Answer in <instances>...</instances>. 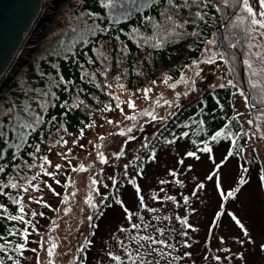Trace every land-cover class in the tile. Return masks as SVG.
<instances>
[{
  "label": "trees",
  "instance_id": "obj_1",
  "mask_svg": "<svg viewBox=\"0 0 264 264\" xmlns=\"http://www.w3.org/2000/svg\"><path fill=\"white\" fill-rule=\"evenodd\" d=\"M176 3H182V0H176ZM140 5L141 0H136L135 7L127 0H114L110 14L99 0H62L55 19L38 36L28 61L21 64L17 73L4 86L0 98V116L5 121L9 102L14 118L19 116L21 120H26L27 115L22 109L29 106L32 111L41 113L39 124L34 129L26 130L27 134L18 148L15 145L20 135L16 131L6 129L8 142L0 141V150L4 152L0 156V169H3L0 172V187L4 189V192H0V203L5 205V208L0 209V235L4 240L20 242L23 237L8 233L12 228L20 230L25 226L30 229L29 240L34 236L31 224L26 225L25 222L9 220L7 217L19 211V206L13 200L22 201L27 193L25 189L32 183H39L43 174L41 165L45 167L47 162L43 157L49 158L52 149L63 144L60 143L61 139L85 137L92 124V116L119 103L115 98L118 88L137 94L164 77L180 79L181 70L184 73L187 68L185 65L190 68L193 60L201 61L208 56H205L208 53L205 49L212 45L211 39L217 41L213 45L214 49L230 61L226 63L223 60L221 64L220 82L212 83L202 96L183 106L157 132L149 147L130 166L128 174L115 184L114 192L93 219L92 231L109 204L123 200L126 190L133 185L132 179L137 183L160 150L180 138L188 141L189 150L202 148L206 143L211 148L208 153L217 150L223 158H231L237 165L235 173L247 170V173L254 174L261 169L263 159L254 144V140H260L261 137L253 136L252 131L245 128L249 124L238 110L240 92H236V88L249 94L251 90L248 84L249 68L244 64V58L249 54L245 29L243 26L229 27L233 23L229 17L234 15V10L228 7L222 14L209 5L207 9L201 10L206 13L203 18L194 15L197 11L194 4L178 12L173 10L177 23L172 26L176 34L165 36L155 25L161 22V13L167 6V0H151L143 10ZM122 12L128 13L126 19L120 18ZM86 13H95L94 20L88 19ZM110 15L114 18H110ZM145 16L150 17L151 22L145 20ZM93 22L95 28L92 27ZM101 28L102 31L98 30ZM154 35L161 40V46H156V40L151 39ZM209 49L210 52L214 51ZM250 58L256 59L254 56ZM228 80H233L234 84L228 85ZM111 93H115V96ZM251 102L255 108H250L245 101L247 111L251 119L264 130V118L255 115L256 112H264V104L259 100ZM251 125L252 129L260 131L255 123ZM225 126L226 131L233 133H240L243 127L244 132L237 137L235 144L231 137L225 139L224 135L216 140L211 139L218 129ZM182 132L186 135L181 136ZM173 136L175 140H172ZM164 138L169 142L166 143ZM149 148H155L156 152H150ZM153 155L155 159H150ZM25 179L30 183L21 188H12L9 184L10 180L23 184ZM21 192L23 195H18ZM24 215L25 221L34 219L27 210ZM87 238L93 243V233ZM92 243L85 242L78 255L84 264H88ZM29 249L30 245L24 250V255L19 257L21 264H26L31 252L28 253ZM17 257L11 245L9 251L0 248V260L4 264H12V260Z\"/></svg>",
  "mask_w": 264,
  "mask_h": 264
},
{
  "label": "rangeland",
  "instance_id": "obj_2",
  "mask_svg": "<svg viewBox=\"0 0 264 264\" xmlns=\"http://www.w3.org/2000/svg\"><path fill=\"white\" fill-rule=\"evenodd\" d=\"M250 2L256 5V0ZM58 8L56 13L59 12ZM56 13L51 21L55 19ZM256 40L257 43L260 42L259 37ZM209 48L214 49L213 45ZM33 51L26 52L24 62L28 61ZM214 51L220 54L217 49ZM205 56L210 57L212 62H206L204 57L197 65L185 69L184 79L192 78L189 84H185L181 78L178 79L181 82L176 83L178 80L164 77L162 81L145 87L151 89L147 100L142 94L143 89L137 94H131L118 88L119 103L93 115L92 124L85 137H68L66 144L52 149L48 158L51 163L44 164L45 171L37 184L38 188L29 187L22 199L25 210L36 213L31 222L39 229V234L34 232L28 242L30 249L37 248L36 242L40 236L46 238L51 235L58 243L53 256L54 264H76V257L81 251L80 245L85 244V237L93 233L88 264H117L113 257L107 255L109 251L122 257L120 264H128L124 259V248L139 250L143 256L145 249L139 248V245L146 244L143 237L151 236L153 241L163 239L167 243L146 244L148 251L159 247L164 253L168 249L171 253V256L161 255L159 264H169V261L171 264H264V249L260 248L264 244V182L259 180L260 170L254 174L247 173V170L235 173L237 165L230 158L218 170V188L213 165L224 159L223 155L217 150L206 153L202 151L203 147L189 150L185 138L161 149L139 181L126 190L123 203H110L92 231L94 217L114 192L115 184L128 174L130 166L149 147L155 137L153 133L157 134L183 106L202 96L212 83L220 82L223 60L212 56L210 51ZM196 68L200 69L199 73L194 71ZM193 81L194 87L189 90ZM173 83H176L175 88L171 87ZM3 89L4 87L1 89L0 98ZM177 92L181 95L176 96ZM129 99L134 102V107L128 106ZM165 101L172 103L167 104ZM238 104L241 117L248 123L251 117L245 99L240 94ZM143 109L154 111L158 117L164 119L153 120L141 112ZM129 113L136 114V119H126ZM116 121L120 123L116 124ZM132 124L136 127L129 131L121 133L117 130ZM245 128L251 129L253 136L261 137L260 140H254V144L262 156L261 168H264V136L260 134L264 130L252 129L250 124L245 125ZM130 135L134 139L129 140ZM145 144L146 146H142ZM117 151L122 155H114ZM192 151L196 152L195 157L185 155ZM98 152L105 156L104 162L99 159ZM57 163L61 165L60 169L54 168ZM80 164H84L83 169L78 167ZM188 165L192 167L189 168ZM171 170L175 171V176ZM48 172H53L54 176L49 177ZM240 176L245 177L246 183L239 186L237 196L228 197L227 189L236 188ZM112 177H116L115 181ZM57 180L60 183H56ZM93 180L96 181L95 184ZM178 180L182 183H177ZM200 181L205 182L203 188L196 187ZM48 185L59 195L54 194ZM221 190L224 191V196L220 195ZM29 195L34 197L32 201H29ZM141 196L143 206L140 204ZM185 196L188 197L187 201L183 199ZM89 197L94 203L88 202ZM41 200L46 203H40ZM125 208L131 219L125 213ZM217 211L221 212L220 216H216ZM233 214L248 229L251 240L245 239L243 229L232 219ZM181 217L185 219L182 220ZM53 224L56 226L53 227ZM130 236L136 238L129 239ZM240 240L245 242L241 244ZM184 241L188 243L185 244ZM122 244L124 247H121ZM237 253H242L243 256ZM156 255L155 252L152 253V256ZM37 256L41 264H47L45 251L40 249L30 252L26 264H36ZM217 256L221 257L220 261L215 259Z\"/></svg>",
  "mask_w": 264,
  "mask_h": 264
},
{
  "label": "snow or ice",
  "instance_id": "obj_3",
  "mask_svg": "<svg viewBox=\"0 0 264 264\" xmlns=\"http://www.w3.org/2000/svg\"><path fill=\"white\" fill-rule=\"evenodd\" d=\"M99 3L104 7L107 8L110 12V14L112 13V6L114 3V0H99ZM127 3L131 4L133 7L136 6V0H127ZM151 3V0H141V5L140 8L141 10H143V8L148 7V5ZM192 4H194L197 8V11L194 13V15L198 18H203V16L206 14L204 11H201L203 9H207L209 7V5H211V7L215 8L216 11L221 12L222 14L227 10L228 7H231L234 10V15L232 17H229V19H232L233 23L231 25H229V27H236V26H243L245 29V35H246V39L248 42V48H249V54H247L244 58V64L248 66L249 68V80H248V84H249V88L251 90V94L249 93H245L243 89L237 87L236 91L240 92V94L244 97L245 101L248 103V106L250 108H255V104H253L251 101L252 100H259V102L261 104H264V0H256V5L254 6L250 0H192V3H189V0H182V3H176V0H167V6L165 7V9L163 10V12L161 13V22L157 23L155 25V27L158 29L159 32H162L163 35L167 36L170 33L172 34H176L175 32V27H173L172 25H175L177 23V21L174 18V11L178 12L181 8H190L192 6ZM236 9H239V11H235ZM174 10V11H173ZM86 17L88 19H93L95 18L96 14L95 13H86L85 14ZM128 13H120V18H127ZM110 18H114V16L110 15ZM145 20H149V22H151V18L148 16L144 17ZM82 22H83V18H82ZM93 28L96 27L95 23L93 22L92 25ZM98 30H103L98 29ZM178 35V34H177ZM234 35V33H233ZM256 37L260 38V42L257 43ZM151 39H155L156 40V46H161V40L157 39V37L154 35ZM147 42V40L145 41ZM210 43L212 45L217 44L216 39H211ZM231 47V45H229ZM255 46V51L253 52L252 49ZM206 52L211 51L210 49L206 48L205 49ZM212 56H217L218 59L221 60H225L226 63H229L230 61L226 60L225 55L224 54H219L215 51L211 52ZM250 56H254L256 59L253 60L250 58ZM206 62L211 63L212 60L209 57H205ZM192 65H197L199 63L198 60H193ZM185 67H188V65H185ZM231 70V69H230ZM194 71L196 73L200 72L199 68L194 69ZM180 77L181 80L185 83V84H189L190 80L192 78L189 79H184V73L183 70H181L180 72ZM61 79H63V77H61ZM117 79H119V77H117ZM167 79V77L165 78ZM181 80L176 81V83L181 82ZM105 83H107V81H105ZM176 83H173L171 85V87L175 88ZM228 85H233L234 82L233 80H228L227 81ZM121 87H123L122 85H120ZM109 87L111 88L112 85H109ZM192 87H194V81L192 82V85L189 87V90H192ZM151 91V89L149 88H145L142 90V94L144 96V98L147 100L148 97V93ZM113 96H115V93H111ZM187 94V93H184ZM176 96L181 95V93L177 92L175 94ZM115 98L117 100H119L118 96H115ZM165 103L167 104H171L172 101H165ZM110 106V105H109ZM128 106L134 107V102L129 99L128 101ZM22 112L25 113L27 115V119L26 120H21L19 116L17 117H13L12 116V110H11V102H9V110L7 111L6 115H7V120L5 121L3 116H0V141H3L5 143L8 142V132L6 131V129L8 130H13L19 133L20 135V140L17 141L15 147H19L20 146V142L24 139V136L27 134L26 130L27 129H34L35 126L37 124H39L40 120H41V113L39 112H34L32 111L31 107H26L24 109H22ZM141 112H143L144 114H146L147 116L151 117L153 120H163L164 117H158L156 115V113L154 111H149L147 109H143L141 110ZM255 115L258 118H264V112H256ZM126 119H131V120H135L136 119V114H132L129 113L126 117ZM30 121V122H29ZM111 122V121H109ZM248 124H254L255 123V127L256 128H260V124L254 122L252 119H249ZM120 121H116V124H119ZM136 125L132 124L126 127H122V128H118L117 130L121 133H124L126 131H129L131 128H135ZM227 126H225L224 128H220L218 129L214 135L211 137V139L216 140L218 138L221 137V135H224L225 139H228L229 137H231L232 143L235 144L237 141V137L244 132L243 127L240 128V133H233V132H228L226 131ZM249 131H251V129H249ZM81 134H83V129H81ZM261 136H264V132L260 133ZM153 135H156L155 133H153ZM181 136L186 135V133H180ZM129 140L134 139L133 136H129L128 137ZM165 142H169L167 140V138H164ZM172 140H175V136L172 137ZM60 143H64L66 144L67 141L62 140L60 141ZM73 143L75 144L76 141H73ZM142 146H146L142 145ZM36 147L38 148L39 145H36ZM80 147H83V145H80ZM68 151L70 152L71 149H68ZM149 151L152 153L156 152L155 148H149ZM202 151L208 153L211 152V148L207 146V144L205 143V146L203 147ZM237 155L239 154V152L236 153ZM4 152L3 150H0V156H3ZM99 159L104 162L106 160L105 156L102 153H97ZM114 155L116 156H120L122 155V153L120 151H117L116 153H114ZM185 155L188 156H192L195 157L196 156V152L192 151V152H187L185 153ZM229 155H231V153H229ZM150 159H155V156H151L149 157ZM227 156L224 159H221L218 163L213 165L214 171L216 173V186L219 188L220 187V181L218 179L219 177V168L225 163V161L227 160ZM66 159V158H65ZM43 160L47 161L49 164L51 163L50 160H48V158L45 156L43 157ZM182 163V161H181ZM79 168L83 169L84 168V164H80L78 166ZM125 168H127V165L124 166ZM189 168H191V165H188ZM55 169H60L61 165L59 163L54 165ZM3 169H0V172H2ZM40 171L43 172L45 171V168L43 167V165H41ZM173 176H175V171L171 170ZM47 175L49 177H53L54 173L53 172H48ZM208 178H213V177H208ZM35 179V177H34ZM112 179L115 181L116 177H112ZM259 180L264 182V168L260 169L259 172ZM93 184L96 183L95 180L92 181ZM132 184H136V180L132 179ZM177 183H182L181 181H176ZM30 182L25 179L23 184H18L15 181L10 180L9 184L12 188H21L24 186V184H29ZM45 184H47V181L44 182ZM56 183H60L59 180L56 181ZM161 183H164V181H161ZM246 183L245 177L244 176H240L239 180L237 182V187L236 188H229L227 189V196L228 197H232V196H237L240 188V185H244ZM205 186V182L204 181H200L198 184H196L197 188H203ZM30 187L33 189L38 188L37 184H30ZM48 187L51 189V185H48ZM27 189H25L26 191ZM52 192L56 195H59L58 193H55V189H51ZM136 190L137 193L139 195V185H136ZM0 192H4L3 187H0ZM7 193H5L6 195ZM18 195L22 196L23 193H18ZM105 196L107 195V193L104 194ZM153 195H155V193H153ZM221 196H224V191L221 190L220 192ZM29 201H32L34 199L33 196L29 195L28 197ZM164 199H175L174 197H164ZM185 201H187L188 197L185 196L183 198ZM40 203H46L45 201H39ZM88 202L90 204L94 203V201L91 199V197H89ZM13 203L19 206V211L16 215H9L7 218L9 220H17V221H21V222H25V224H32L31 221H25V205L23 204V202L19 199H14ZM120 203L122 204L123 201H120ZM140 204L141 206H143V197H140ZM50 207V205H49ZM5 208V205L0 203V209ZM125 213L129 216V219H131V215L130 213H128L127 208L124 209ZM6 215V213H5ZM31 215L35 216L36 213L33 211L31 212ZM40 215H43V213H40ZM221 212L217 211L216 216H220ZM91 219V217H90ZM157 219H159V217H157ZM180 219L184 220L185 218L181 217ZM232 219L235 221V223L237 225H239V227L241 229H243L244 232V236L245 239L247 240H251V236L248 234V229L245 227V225L233 214L232 215ZM56 225L53 224V227H55ZM132 227H139V225H132ZM188 227H192V225H188ZM123 230V228L121 229ZM31 231L39 234V229H37L35 227L34 224H32V229ZM29 232L30 229L29 227L25 226L24 228L17 230L15 228H12L9 231V235H18L20 237H23V239L20 242L17 243H13V241L11 240H4V237L2 235H0V248H2L4 251H9V246L11 245L12 248H14L15 253L18 254L17 259L12 260V264H21L19 257H22L24 255V250L26 248H28V241H29ZM136 237H129V239H135ZM223 239V238H221ZM143 240L146 242L147 245H151L152 243H155L157 245H165L167 243V241L161 239V240H156L153 241L151 236H145L143 237ZM85 241L88 244H91L92 241L89 240L87 237H85ZM245 241L244 240H240L239 243L243 244ZM37 243V248H31L30 250L32 252H37L38 249L45 251L46 254V260H47V264H54V260H53V256L55 253V250L58 246V243L54 240V238L49 235L46 238L44 236H40V239L36 242ZM185 244H187V241H184ZM146 244H140L139 248L141 249H145L143 256L141 255V252L139 250H134L131 249L130 247H125L124 248V252L126 253V255L124 256V259H126L128 261V264H159V258L161 255H166V256H171V253H164L163 250L159 247L151 249L150 251L147 250L146 248ZM121 247H124V245L122 244ZM84 248V244L80 245V249ZM261 249H264V244L260 245ZM79 251V249L77 250ZM155 252L157 255L156 256H152V253ZM108 256L113 257L114 261L117 262V264H120L122 257L120 255H115L112 251H109L107 253ZM185 255H189V253H185ZM237 255L239 256H243L242 253H237ZM144 256H148L151 257L150 259H145ZM215 259L217 261L221 260V257L217 256L215 257ZM0 264H4V262L2 260H0ZM36 264H41L40 262V258L39 256H37L36 258ZM76 264H84V261L82 258L76 257ZM169 264H171V261H169Z\"/></svg>",
  "mask_w": 264,
  "mask_h": 264
},
{
  "label": "water",
  "instance_id": "obj_4",
  "mask_svg": "<svg viewBox=\"0 0 264 264\" xmlns=\"http://www.w3.org/2000/svg\"><path fill=\"white\" fill-rule=\"evenodd\" d=\"M43 0H0V92L5 76L42 11Z\"/></svg>",
  "mask_w": 264,
  "mask_h": 264
},
{
  "label": "bare ground",
  "instance_id": "obj_5",
  "mask_svg": "<svg viewBox=\"0 0 264 264\" xmlns=\"http://www.w3.org/2000/svg\"><path fill=\"white\" fill-rule=\"evenodd\" d=\"M43 2H44V4H47L46 5V8H45V6H44V12H43V10H42V14H41V18L42 17H44V18H47L48 16V14H50L51 12H52V8L55 6L54 5V3H55V1L54 0H43ZM55 12V11H54ZM39 14V15H40ZM40 18V19H41ZM40 25H39V23H37V25H36V27H35V29H34V31H35V34H39L40 33V31H41V29H42V27L40 28L39 27ZM29 36V33L27 34V37ZM36 37V36H35ZM35 37L34 38H32L31 39V42L30 43H32V41L35 39ZM29 43V44H30ZM32 47V45H26V49L27 48H31ZM26 49H24V50H26ZM22 58L24 57V56H21ZM17 63V62H16ZM16 69H17V64H16V66H15V64L12 66V68L10 69V70H8V72H7V74H6V76H5V79H4V82L6 81V80H9L10 78H11V76H13V74L15 73V71H16Z\"/></svg>",
  "mask_w": 264,
  "mask_h": 264
}]
</instances>
